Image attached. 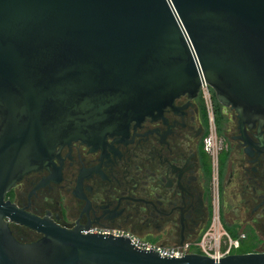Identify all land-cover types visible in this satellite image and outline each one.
Returning a JSON list of instances; mask_svg holds the SVG:
<instances>
[{
    "label": "water",
    "instance_id": "obj_1",
    "mask_svg": "<svg viewBox=\"0 0 264 264\" xmlns=\"http://www.w3.org/2000/svg\"><path fill=\"white\" fill-rule=\"evenodd\" d=\"M202 83L241 130L264 126V0H0V264H264L162 257L5 201L62 147L127 136ZM10 223L40 237L19 241Z\"/></svg>",
    "mask_w": 264,
    "mask_h": 264
},
{
    "label": "flooded vegetation",
    "instance_id": "obj_2",
    "mask_svg": "<svg viewBox=\"0 0 264 264\" xmlns=\"http://www.w3.org/2000/svg\"><path fill=\"white\" fill-rule=\"evenodd\" d=\"M213 114L214 161L203 147L208 117L200 87L161 117L132 122L127 136L62 147L49 169L24 176L5 201L66 229L119 230L164 247L196 244L215 205L221 230L240 249L264 253V126L241 130L236 113L215 102ZM9 227L19 241L38 235Z\"/></svg>",
    "mask_w": 264,
    "mask_h": 264
},
{
    "label": "built area",
    "instance_id": "obj_3",
    "mask_svg": "<svg viewBox=\"0 0 264 264\" xmlns=\"http://www.w3.org/2000/svg\"><path fill=\"white\" fill-rule=\"evenodd\" d=\"M201 98L203 100L208 117V134L203 141L204 150L211 155L213 161L217 154V137L213 114V92L206 84H201ZM216 175L213 168V184H215ZM212 221L209 229L204 233L201 239L194 245L190 243L179 244L171 247H164L160 244L141 240L128 233L119 230H89L93 234H107L115 237H125L131 240L133 245L141 250H150L157 252L162 257H181L190 253H197L209 256L213 259H219L228 255L238 254L240 249L239 240L231 239L227 233L220 228L218 213L213 208Z\"/></svg>",
    "mask_w": 264,
    "mask_h": 264
},
{
    "label": "rangeland",
    "instance_id": "obj_4",
    "mask_svg": "<svg viewBox=\"0 0 264 264\" xmlns=\"http://www.w3.org/2000/svg\"><path fill=\"white\" fill-rule=\"evenodd\" d=\"M213 102H215V104H219L218 101L216 100V98H215V100ZM39 237H40L39 235H36V234H33V233H28L27 235H22L23 242L34 241V240L38 239ZM139 239L145 240V241H149V242H152V243H156V244H160V241L158 239L142 238V237H139ZM172 246H175V245H172Z\"/></svg>",
    "mask_w": 264,
    "mask_h": 264
},
{
    "label": "trees",
    "instance_id": "obj_5",
    "mask_svg": "<svg viewBox=\"0 0 264 264\" xmlns=\"http://www.w3.org/2000/svg\"><path fill=\"white\" fill-rule=\"evenodd\" d=\"M238 254H241V253H249V250H243L242 248L239 249V251L237 252Z\"/></svg>",
    "mask_w": 264,
    "mask_h": 264
}]
</instances>
